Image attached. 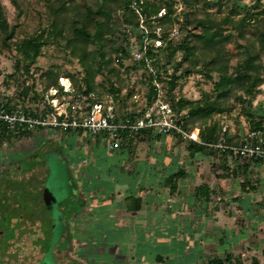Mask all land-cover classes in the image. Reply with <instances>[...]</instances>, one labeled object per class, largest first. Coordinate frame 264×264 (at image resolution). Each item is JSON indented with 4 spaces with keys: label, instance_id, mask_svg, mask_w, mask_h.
Returning <instances> with one entry per match:
<instances>
[{
    "label": "trees",
    "instance_id": "1",
    "mask_svg": "<svg viewBox=\"0 0 264 264\" xmlns=\"http://www.w3.org/2000/svg\"><path fill=\"white\" fill-rule=\"evenodd\" d=\"M37 2H41L46 9L44 13L28 4L24 8L20 1L12 0L16 12L14 19L9 21L0 1V54L15 52L18 58L13 64L14 72L22 69V73L28 76L30 66L45 47L64 48L69 57L79 62L82 77L78 78L60 66H51L41 75L40 94L34 93L32 100L29 99V90L34 89L32 84L23 89L19 99L0 102V109L7 113L20 110L24 116L32 119L49 117L53 109L47 102L48 94L50 90L59 88L58 79L63 77L70 80L76 92H92L99 99L111 98L118 113H121L128 109L125 104L134 95L132 92L123 93L119 76L141 71L146 88L144 97L148 103L154 101L153 81L156 80L164 91L165 101L171 104L175 112L183 114V129L193 131L198 128L202 144L184 142L177 134H158L150 130L133 134L119 132L116 135L117 153L130 151L136 140L152 143L153 140L170 136L186 144L191 156H199L210 149V155L217 157L220 162L216 169L221 171V178H228V174L234 178L241 175L244 179L240 185L242 192H258V188L249 183V177L253 167L264 164V158L241 155L214 146L248 143L259 144L264 148V143H260V138H264V110L260 106L252 107L256 94L264 85V0H254L252 6L242 5L238 0H180L183 7L179 13L176 0ZM161 10L164 11L158 16ZM180 13L183 15L181 23L178 18ZM23 17L29 18L34 26L29 36L20 39L17 29ZM177 23H180L176 30L177 36L171 37V28ZM157 39L161 42L158 48L154 46ZM144 40L148 43L144 56L136 60L134 53L141 51ZM230 46L234 49L230 50ZM130 60L132 64L125 65ZM104 72L106 81L97 83V76ZM192 75H202L209 80L212 83L211 90L202 92L197 100L185 99L179 94L173 96L178 81ZM24 99L33 101L34 106L23 108ZM1 103L4 105L2 108ZM133 104L137 106L138 102L134 100ZM237 107L248 120L249 126L244 138L236 140L228 135L224 119ZM35 130L61 131L59 128L30 126L26 123L9 126L0 122V148L31 139ZM61 132L82 133L80 130ZM250 133L254 134L253 138L248 137ZM93 136L95 141L102 139L107 142L110 138L108 133ZM34 152L26 154L34 156ZM23 154L15 152L12 156ZM128 154L131 155L130 152ZM2 158L4 160L0 156V170L6 171L7 160L3 161ZM124 160L122 162L126 163ZM16 175H10L11 184ZM183 175L184 169L178 168L165 179L164 185L168 186L170 193L176 190V181ZM197 193L209 197L213 191H210L208 184L203 183L198 186ZM31 199L34 201V196ZM236 199L251 217L252 200L248 197ZM258 219L263 222L264 216L259 215ZM260 252L261 260L257 256L242 260L241 253H226L207 264H264V248Z\"/></svg>",
    "mask_w": 264,
    "mask_h": 264
},
{
    "label": "rangeland",
    "instance_id": "2",
    "mask_svg": "<svg viewBox=\"0 0 264 264\" xmlns=\"http://www.w3.org/2000/svg\"><path fill=\"white\" fill-rule=\"evenodd\" d=\"M0 1L5 9L7 19L12 21L16 12L12 0ZM18 1L24 8L28 4L39 9L41 13L46 11L42 3L37 0ZM62 1L64 0H60V2ZM176 1H178L177 13H179L183 6L179 2L180 0ZM223 1L227 2V0ZM238 3L252 6L254 0H238ZM33 14L35 16L34 12ZM178 18L181 23L183 15L180 13ZM180 23L174 24L171 29L178 30ZM19 25L17 37L21 39L29 36L34 23L29 18L23 17ZM178 36L180 37V35ZM229 49L233 50L234 48L230 46ZM17 58L15 52L0 54V102H10L14 98L19 99L23 89L34 84V89L29 90V99L32 100L34 93L40 94L42 90L41 75L51 66H60L62 70L74 74L78 78L82 77L79 62L69 57L64 48L45 47L36 62L30 66V75L28 76L22 73V69L20 72H14L13 64ZM262 60L264 62V55ZM130 64H132V60L125 63V65ZM105 75V72L98 75L96 82H105ZM119 79L123 93L132 92L134 95L126 102V107L135 106L134 100L137 102L144 100L146 88L143 84L141 71L123 73ZM211 88L212 83L202 75H192L178 81L173 96L177 97L179 94L185 99L197 100L202 92H208ZM54 97L50 96L49 99L53 98V100H49V103L55 114H59L65 110V106L62 104V100ZM29 99H24L23 108L34 106V102L28 101ZM65 99L68 100V97L65 96ZM258 106L264 110V85L260 87L252 102V107ZM224 121L229 136L236 140L244 138L249 123L239 107L226 115ZM81 132V134H67L61 131L35 130L31 139L14 142L0 148V156L4 157L2 160H7L5 162L7 170H0V264H66L68 261H72L69 264H78L77 261L84 262V264L107 263V224H103L99 220L86 219L84 204H82L83 197H76L75 191H79L81 196H85L84 198L90 201L91 196L85 190L84 181L86 180V183L94 182L95 175H100L101 181L107 184V176L104 172L107 166V157L111 155L108 161L111 163L115 161L114 156L118 157L119 154L117 151L113 155L109 154L106 141L102 139L95 141L93 135ZM34 150L36 155L26 154ZM129 150L121 155V159L125 158L126 163L144 164V162L155 159L156 162L152 165L156 163L163 165L164 176L181 168L179 164H192L191 170L198 180L195 184L199 183L200 173L208 172L211 180L214 179L216 173L221 172L216 169L220 162L217 157L210 155V149L199 156H191L186 149V144L170 136L153 140L152 143L146 140H136ZM15 152L26 155L12 156ZM128 152H130V156ZM13 173H16L18 177L16 175L13 178L15 182L13 181L11 184L10 175ZM243 180L241 175L234 178L228 174V178L222 182H214L219 184L218 186L224 191V196L230 195L233 200H236L223 201L224 209L219 213V216L224 219L223 228L237 226L240 221L238 229L255 231L254 242L259 244V247H256V250H250L249 254L244 252L241 258L247 260L257 256L261 260L260 251L264 247V221L261 222L258 218L259 215L264 216V164L253 167L249 177V183L258 188L257 193L242 192L240 185ZM32 196H34V201L31 199ZM246 197L252 200L251 219L247 217V213L236 199ZM231 218L236 220L229 226L227 219L231 220ZM83 220L89 221V224L85 225ZM231 236V234H224L223 237L230 239ZM88 239L99 250L96 255L88 250L90 244V241L87 242ZM85 242L87 243L85 244ZM197 255H199V251L196 248L189 256H181L179 263L194 261Z\"/></svg>",
    "mask_w": 264,
    "mask_h": 264
},
{
    "label": "crops",
    "instance_id": "3",
    "mask_svg": "<svg viewBox=\"0 0 264 264\" xmlns=\"http://www.w3.org/2000/svg\"><path fill=\"white\" fill-rule=\"evenodd\" d=\"M119 155L114 156L115 161L111 163L108 162L111 155L107 157L104 171L107 184L101 181L100 175H95L94 182L86 183L84 179L90 201L75 191L76 197H83L86 219L107 224L105 264H180L179 258L189 256L196 248L197 258L182 264H207L226 253L244 255L259 247L254 242L255 231L238 229L239 223L234 227H222L224 219L219 213L224 209L223 201L236 200L230 195L224 196L219 184L214 183L224 180L220 173L211 180L208 172L200 173L199 183L195 184L198 180L191 170L192 164H179L184 175L177 179V188L170 193L164 181L172 173L164 176L163 165H152L155 159L132 165L121 163L124 154ZM203 183L213 191L209 197L197 193L198 186ZM247 217L251 219L252 215ZM235 220L227 219V224L230 226ZM83 222L89 224L87 220ZM224 234L232 236L226 239ZM91 242L88 250L96 255L99 250Z\"/></svg>",
    "mask_w": 264,
    "mask_h": 264
},
{
    "label": "built area",
    "instance_id": "4",
    "mask_svg": "<svg viewBox=\"0 0 264 264\" xmlns=\"http://www.w3.org/2000/svg\"><path fill=\"white\" fill-rule=\"evenodd\" d=\"M161 12H159L158 16L162 15L163 12ZM170 36L176 37L177 31L172 30ZM147 45V40H144L141 51L134 53L136 60L144 56ZM154 46L156 48L161 46L159 39L154 41ZM153 85L155 98L152 103L149 104L144 97V100L138 102L137 106H132L118 113L116 104L111 98L99 99L92 92H76L70 80L61 77L58 79L59 88L50 90L47 97V102L51 108L49 100L51 101L53 98L49 99L50 96H55L54 98L62 100L65 110L61 113L55 114L53 111L52 115L47 118L32 119L24 116L20 110L7 113L0 109V122H4L9 126L14 123H26L30 126L59 128L61 131L80 130L91 135L108 133L110 138L107 141V150L110 153L118 150L116 135L119 132L133 134L142 130H150L158 134H177L184 142L202 144L198 135L199 129L195 128L193 131L184 130L182 127L183 114L175 112L171 104L165 101L164 91L156 80L153 81ZM65 96L68 97V100L65 99ZM3 106V103H1V108ZM248 137L253 138L254 134L250 133ZM260 143H264V138H260ZM214 147L221 150L229 149L241 155L264 158V148L259 144L245 143L238 146L219 144Z\"/></svg>",
    "mask_w": 264,
    "mask_h": 264
},
{
    "label": "water",
    "instance_id": "5",
    "mask_svg": "<svg viewBox=\"0 0 264 264\" xmlns=\"http://www.w3.org/2000/svg\"><path fill=\"white\" fill-rule=\"evenodd\" d=\"M44 200H45V196H44Z\"/></svg>",
    "mask_w": 264,
    "mask_h": 264
},
{
    "label": "flooded vegetation",
    "instance_id": "6",
    "mask_svg": "<svg viewBox=\"0 0 264 264\" xmlns=\"http://www.w3.org/2000/svg\"><path fill=\"white\" fill-rule=\"evenodd\" d=\"M21 217V216H20ZM55 261H56V259H55Z\"/></svg>",
    "mask_w": 264,
    "mask_h": 264
}]
</instances>
